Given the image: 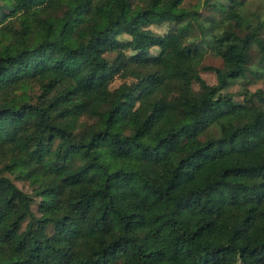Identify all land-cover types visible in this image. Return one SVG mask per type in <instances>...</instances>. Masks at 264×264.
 Masks as SVG:
<instances>
[{"label": "trees", "instance_id": "trees-1", "mask_svg": "<svg viewBox=\"0 0 264 264\" xmlns=\"http://www.w3.org/2000/svg\"><path fill=\"white\" fill-rule=\"evenodd\" d=\"M183 2L0 0V264H264V22Z\"/></svg>", "mask_w": 264, "mask_h": 264}, {"label": "rangeland", "instance_id": "rangeland-1", "mask_svg": "<svg viewBox=\"0 0 264 264\" xmlns=\"http://www.w3.org/2000/svg\"><path fill=\"white\" fill-rule=\"evenodd\" d=\"M215 0H212V2ZM221 4H226L227 0H219ZM183 6L193 12H197L201 20H209V19H219L220 14L216 13L209 5L205 3V0H184ZM242 15H244L245 19L251 23L256 24L257 22H264V0H243V6H242ZM207 26V23L205 24ZM150 29L160 35H163L165 33L175 31L176 25L165 23L162 25H152L150 26ZM261 43L264 46V27L261 30ZM191 36L195 39L200 38V33L197 29H193L192 32H190ZM206 38V37H205ZM122 40L128 39L127 36H122ZM208 39V38H206ZM204 51L206 52V55L204 59L202 60L199 72L202 79L205 80V82L208 85H215L216 84V75L212 71H202V67H213V68H222V60L220 58H217L213 55L210 47L204 43L202 46ZM158 53V49L154 48L151 50V55H156ZM106 57L109 59V61L113 62L115 59L114 54L106 55ZM249 61H248V67L252 72H257L260 74H248L247 77L243 80L236 81L230 88L224 90L222 92V95L227 96L230 94H237L243 87H247L248 90L253 93L257 90H261L264 92V61H262V54L256 44H252L249 53H248ZM134 79L132 77L122 78V76L117 75L113 83L111 85V90H114L118 88L123 82L126 83H132ZM193 89L195 91L199 90V86L197 84H193ZM236 101H241V98L237 97L235 99ZM255 103L262 107L264 110V104L259 103L255 99ZM89 124V121L86 118H79L77 120V123L75 125V132L82 131L87 125ZM6 174V173H5ZM8 175V174H6ZM9 176V175H8ZM11 177V176H10ZM12 178V177H11ZM14 180V183L22 189L27 194L32 195V188L29 185V183L25 181H19ZM35 204L32 206L33 213H37V204L39 202V198H34Z\"/></svg>", "mask_w": 264, "mask_h": 264}]
</instances>
